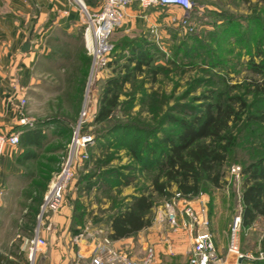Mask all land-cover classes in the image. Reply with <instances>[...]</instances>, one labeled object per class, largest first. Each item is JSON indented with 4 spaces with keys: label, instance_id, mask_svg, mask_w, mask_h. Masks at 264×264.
Listing matches in <instances>:
<instances>
[{
    "label": "rangeland",
    "instance_id": "374dc122",
    "mask_svg": "<svg viewBox=\"0 0 264 264\" xmlns=\"http://www.w3.org/2000/svg\"><path fill=\"white\" fill-rule=\"evenodd\" d=\"M192 2L214 7L212 11L205 9L203 13L196 14L193 5L191 21L195 28L192 32L185 30L180 18L175 25L167 28L166 36L149 31L139 35H118L115 34L116 30L113 32V44L123 42L124 39H134L137 44V38L140 37L146 40L150 45L154 64H163L168 72L156 75L155 81L150 75L136 73L131 83H124L119 91V105L105 121L95 122L94 116L102 85L114 73L108 63L102 70L93 71L91 58L78 110L75 109L74 100L62 98L59 93L34 95L30 109L24 114L28 120L26 126L35 128L39 125L44 137L40 146L31 147L34 157L19 166V172L10 177L5 188L0 208V245H7L12 240V246L8 248L5 245L2 247L4 250L21 252V237L29 235L24 229L27 213L33 207L37 210L52 180L70 155L72 139L76 135L74 129L82 112L85 115L81 117L83 121L78 135L89 134L92 140L84 149L86 157L78 152L74 155V176L56 211L70 209L73 223L80 213L81 205L86 207L84 225L73 235L78 237L92 231L98 239L106 238L110 241L109 215L123 209L133 197L140 195L147 196L152 202L150 209L144 214V218L150 222L148 226L157 224L163 233L173 235L177 228L167 223L164 206L176 198V184L171 182L163 193L157 191L153 184L154 178L159 174L153 161L161 159L165 151L161 138L175 128L167 121L168 116L183 117L192 111L198 113L202 108V98L209 93V89L217 92L228 90V94L238 95L246 91L251 79L260 82L264 80V7L254 10L237 0ZM211 12L215 14L212 16ZM224 16L229 24L223 21ZM88 54L90 55L89 52ZM115 54L123 56L118 60L120 66L125 62L129 49H118L110 57ZM169 60L173 63H169ZM252 63L259 67L254 69ZM61 76L55 71L51 75L44 73L40 76L39 83L43 88L53 91L62 87ZM145 91H158V98L166 100L161 106L162 110L156 111L149 106L147 98L142 95ZM246 92L245 99L252 102L248 112L264 110V102L254 97L253 92ZM248 112L241 110V120L235 127L239 130L237 144L231 148L222 168L220 185L202 182L198 194L183 196V200L179 202L189 203L196 210L203 206L207 218L217 211L215 221L223 229L226 251L231 243V220L241 206L242 163L253 159L252 153L264 147V127L248 122ZM100 160L103 164L98 167ZM103 169L108 170V179L104 183H97V174ZM158 180L162 182L165 177L160 175ZM91 182L96 184L87 190L86 186ZM237 234V248L252 255L245 264H262L264 250H259V242L264 234L263 226L258 224L253 229L248 228V235L241 229ZM137 235L138 233L121 241L117 249L133 258L137 254L143 256L145 246L137 244ZM190 246L188 242L187 253ZM259 252H263V256Z\"/></svg>",
    "mask_w": 264,
    "mask_h": 264
},
{
    "label": "crops",
    "instance_id": "0c3cea01",
    "mask_svg": "<svg viewBox=\"0 0 264 264\" xmlns=\"http://www.w3.org/2000/svg\"><path fill=\"white\" fill-rule=\"evenodd\" d=\"M83 1L89 11L98 9L102 2V0ZM193 5V11L196 14L203 13L205 9L209 11L214 9L213 5L211 7L202 3ZM182 14L183 10L178 6L141 7L137 3H132L124 8L122 24L116 29L115 34L139 35L141 32L149 31V33L157 32L166 36L167 28L175 25ZM193 17L197 19L194 15ZM54 46L61 51L73 53L63 62L65 65L57 67L48 57L51 50L55 48ZM84 57L90 59L85 69L82 64ZM90 63L91 57L86 50L83 37V14L78 0H0V130L3 132L18 131L20 137L26 127L20 119L30 109L34 95L59 93L62 98L75 100V85L77 87L80 79L83 80L84 77H81L83 71L87 73ZM76 66L78 67V72L74 77L76 80L72 82L73 87L70 89L67 77L72 74ZM40 68L47 71H41ZM53 71L62 75L60 79L63 85L51 91L43 88L39 79L42 74L51 75ZM22 99L25 100L24 105H21ZM23 151L24 145L20 142L17 146H6L3 151L0 159V208L10 177L19 172V166L25 164L18 161ZM29 211L24 222L25 233L29 235L21 237V252H15L13 249L8 252L2 248L6 244L2 247L0 245V256L18 264H25L27 261L23 242L32 236L36 227V219L34 224L30 221L33 211L32 209ZM216 213L217 211L213 212L209 217V229L217 253L224 259L225 264L247 263V256L240 259L237 254L225 250L223 229L216 224ZM237 215L242 220V205L232 218ZM178 218L185 219L182 214H178ZM71 224V210L68 208L44 215L40 233L47 245L36 254V264H77V262L89 264L94 247L104 238L98 239L92 231L77 237L76 232L71 229ZM258 224L264 228V216L256 217L249 226H241L240 222L239 229L248 235V228L253 229ZM25 225L33 226L32 231ZM172 234L163 233L157 224L141 229L138 231L137 244L145 246V254L143 256L137 254L135 258H132L137 264H187L190 235L183 228H177ZM236 236H238L237 233ZM127 238L129 237L110 240L109 246L117 249L119 243ZM262 239H264V234L259 242L260 247ZM235 242L237 243L236 240ZM7 245L8 248L12 246V240ZM149 250H151V256L148 257ZM259 250L262 249L259 248ZM239 252L248 254V251L239 250Z\"/></svg>",
    "mask_w": 264,
    "mask_h": 264
},
{
    "label": "trees",
    "instance_id": "16d2710c",
    "mask_svg": "<svg viewBox=\"0 0 264 264\" xmlns=\"http://www.w3.org/2000/svg\"><path fill=\"white\" fill-rule=\"evenodd\" d=\"M241 3L247 4L254 10L264 7V0H239ZM193 10V9H192ZM214 12H211L213 16ZM226 16L224 22L226 24ZM229 24V21L227 22ZM223 24V22H222ZM220 25V24H219ZM222 26V25H221ZM139 42L134 43V39L116 42L110 54L117 53L118 49L128 48L129 54L125 57V62L119 65L118 60L123 57L115 54L108 61V66L112 67V73L102 85L97 102V110L94 116L95 122L105 121L115 107L119 105V91L124 83L134 79L136 73L150 75L155 81L156 75L162 72H168L163 64H154L153 55L150 52L149 44L143 38H137ZM55 47V46H54ZM73 53L67 52L56 47L51 50L49 58L57 65H65L63 63ZM75 58L78 60V57ZM83 68L89 64L88 58H83ZM169 63L171 60H169ZM253 64V63H252ZM175 68L176 65L173 64ZM252 67L257 69L259 65L253 64ZM85 69V68H84ZM78 67L73 68V72L67 78L68 88H72L75 74ZM83 71L81 77L86 76ZM73 75V76H72ZM80 79L79 85L75 89V109L81 102L82 85L84 82ZM143 80L140 82L142 83ZM140 83V84H141ZM81 85V86H80ZM135 87V86H134ZM140 87V85H139ZM245 89V88H244ZM209 93L203 96L202 108L196 113L192 111L187 116H168V122L175 126L173 131L164 134L161 138L165 147L161 159L154 160V164L158 169V176L153 180L155 189L161 193L171 182L176 184L177 191L182 196H193L200 191L201 183L208 182L213 186H219L223 176L222 168L225 165L231 148L237 144L239 130L236 127L238 121L241 120V110L248 112L251 101L245 99V94L253 92V96L259 98L260 102H264V80L256 81L251 79L247 83L246 91L238 95L228 94V90L216 91L209 89ZM147 98L148 104L156 111L162 110V105L166 100L158 98V91L142 94ZM130 98L132 97L129 94ZM256 98V99H257ZM255 99V101H257ZM237 106V108H236ZM253 106V105H252ZM185 113L183 110H178ZM248 122H254L264 127V110L257 112H248ZM42 128L36 125L35 128L26 126L22 131L19 142L24 145V151L18 157V161L25 163L34 157L32 146L38 147L43 140ZM138 157V155L136 154ZM254 157L247 163L244 161L241 168V176L243 177L241 190L242 220L241 226H249L256 217L264 216V147L260 151L252 153ZM103 161L98 162V167ZM165 177V180L159 182V176ZM98 182L104 183L108 179V170H100L97 174ZM48 179V178H47ZM96 184L91 182L86 186L90 190ZM38 203V202H37ZM41 203V202H40ZM152 202L145 195L133 197L132 200L120 210H117L108 217V238L110 240H118L126 237L134 236L141 229L147 227L150 222L144 218V214L151 207ZM40 205V204H39ZM80 213L76 217L75 222L71 224V229L77 232L84 225V214L86 207L81 205ZM36 210L32 208L33 215L31 223H35ZM27 228L28 226L25 225ZM32 227H28L32 231ZM76 227V228H75ZM261 249L264 250V239L261 241ZM0 264H18L15 261H9L5 257L0 256ZM264 264V262L262 263Z\"/></svg>",
    "mask_w": 264,
    "mask_h": 264
},
{
    "label": "built area",
    "instance_id": "2783aa9c",
    "mask_svg": "<svg viewBox=\"0 0 264 264\" xmlns=\"http://www.w3.org/2000/svg\"><path fill=\"white\" fill-rule=\"evenodd\" d=\"M83 14V37L87 51L92 58L91 70H102L110 60V54L114 48L111 40L113 32L121 26L124 18V8L132 3H137L141 7L152 5L178 6L183 10L180 18L185 30L192 32L195 28L191 21L192 0H102L101 5L94 11H89L83 0H78ZM25 100H21L24 105ZM85 112H82V116ZM81 116V117H82ZM77 122L76 135L72 139L71 153L65 159L59 173L52 180L48 190L44 194L36 215L37 225L31 237L24 240V247L27 254V264H34L36 254L47 245L46 240L41 236V224L44 215L48 212H56L62 204L63 194L74 176L76 152L86 157L85 147L92 140L89 134L78 135L83 120ZM22 124L28 120L25 117L20 119ZM19 143V132H3L0 130V159L6 146H17ZM77 153V154H78ZM239 169V168H236ZM232 171H235L232 168ZM174 199L164 206V215L167 223L173 228H183L190 235V249L188 251L187 264H225L224 259L216 251L214 241L209 229V218L204 215V207L196 210L189 203L180 204L183 196L177 192ZM177 199V200H176ZM178 214H182L185 219L180 220ZM240 216L233 218L231 224V243L228 250L239 257H252L251 254L239 252L235 237L240 226ZM149 250V256H151ZM263 256V252H259ZM77 264H82L77 262ZM89 264H137L126 252L109 246V240L104 238L97 244L91 254Z\"/></svg>",
    "mask_w": 264,
    "mask_h": 264
},
{
    "label": "water",
    "instance_id": "95a60500",
    "mask_svg": "<svg viewBox=\"0 0 264 264\" xmlns=\"http://www.w3.org/2000/svg\"><path fill=\"white\" fill-rule=\"evenodd\" d=\"M244 256H241L240 259H242Z\"/></svg>",
    "mask_w": 264,
    "mask_h": 264
}]
</instances>
